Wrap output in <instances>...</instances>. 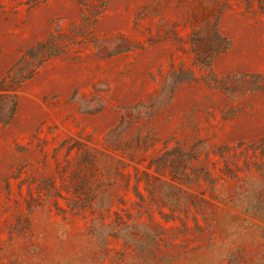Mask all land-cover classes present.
<instances>
[{
  "label": "rangeland",
  "instance_id": "374dc122",
  "mask_svg": "<svg viewBox=\"0 0 264 264\" xmlns=\"http://www.w3.org/2000/svg\"><path fill=\"white\" fill-rule=\"evenodd\" d=\"M227 218L264 264V0H0V264H203Z\"/></svg>",
  "mask_w": 264,
  "mask_h": 264
},
{
  "label": "clouds",
  "instance_id": "9594fccd",
  "mask_svg": "<svg viewBox=\"0 0 264 264\" xmlns=\"http://www.w3.org/2000/svg\"><path fill=\"white\" fill-rule=\"evenodd\" d=\"M260 183L253 179L247 181V192H241L237 197L234 207L244 213H247L253 203L255 191L260 188ZM246 229L242 223L232 222L230 218L225 219L223 223V237L219 242L213 243L209 249L207 257L203 264H225L227 257L236 247L247 239ZM67 233L59 234V241H67ZM33 264H40L39 259L33 261ZM49 264H79V255L73 251L60 250L54 253Z\"/></svg>",
  "mask_w": 264,
  "mask_h": 264
}]
</instances>
